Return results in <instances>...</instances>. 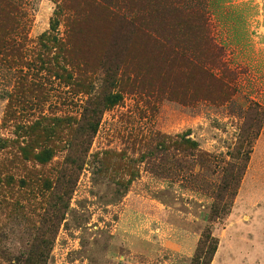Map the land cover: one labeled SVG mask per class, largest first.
Listing matches in <instances>:
<instances>
[{
  "label": "rangeland",
  "instance_id": "obj_1",
  "mask_svg": "<svg viewBox=\"0 0 264 264\" xmlns=\"http://www.w3.org/2000/svg\"><path fill=\"white\" fill-rule=\"evenodd\" d=\"M8 1L26 47L0 58V264H264V0H180L237 76L223 105L120 87L145 55L83 0Z\"/></svg>",
  "mask_w": 264,
  "mask_h": 264
},
{
  "label": "trees",
  "instance_id": "obj_2",
  "mask_svg": "<svg viewBox=\"0 0 264 264\" xmlns=\"http://www.w3.org/2000/svg\"><path fill=\"white\" fill-rule=\"evenodd\" d=\"M91 1L83 0L84 4L99 10L105 19L125 23L132 46L140 45L145 55L140 65L121 70L120 87L186 105L199 102L223 105L235 95L237 76L224 61L222 48L214 43L210 21L204 15L186 14L180 0H162L160 4L147 0ZM15 17H21L19 11L8 0H0V58L20 59L24 55L25 29ZM58 50L56 59L67 58L66 47L59 45ZM130 58L131 52H128L125 60ZM56 75L63 78L65 73L60 70ZM120 100V95L108 98L114 105ZM91 128L96 130V124L92 123ZM176 138L174 145H180V141L194 145L190 140ZM216 251L217 247L213 248V256Z\"/></svg>",
  "mask_w": 264,
  "mask_h": 264
}]
</instances>
